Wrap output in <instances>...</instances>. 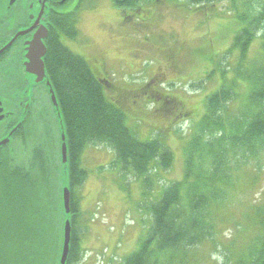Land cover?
Returning <instances> with one entry per match:
<instances>
[{"label":"rangeland","instance_id":"rangeland-1","mask_svg":"<svg viewBox=\"0 0 264 264\" xmlns=\"http://www.w3.org/2000/svg\"><path fill=\"white\" fill-rule=\"evenodd\" d=\"M140 6L134 12L115 9L111 0L90 1L81 10L78 41H64V45L85 58L106 81L105 95L125 113L132 132L143 142L160 140L172 152L173 164L165 170L154 163L147 184L144 177L112 166L113 149L103 145L85 148L81 166L88 175L75 192L81 248V260L75 264H124L139 250L152 227V207L168 185L184 181L186 151L206 111L207 97L233 81L239 52L229 57L226 53L241 26L229 0L200 5L160 0ZM262 55L261 39L256 38L248 58L253 62ZM203 80L202 88H191ZM238 84L242 97L236 104L240 105L247 101V86ZM43 96L40 92V101ZM45 105L44 133L50 138L53 164L48 190L52 215L59 222L57 121ZM42 130L40 125L39 133L29 137L28 147L39 143ZM28 154L22 151L18 160L25 162ZM247 166L235 174V188L214 212L213 241L180 252L174 264L249 261L254 240L263 234L264 162Z\"/></svg>","mask_w":264,"mask_h":264},{"label":"trees","instance_id":"trees-1","mask_svg":"<svg viewBox=\"0 0 264 264\" xmlns=\"http://www.w3.org/2000/svg\"><path fill=\"white\" fill-rule=\"evenodd\" d=\"M112 1L120 6L118 0ZM157 1L131 0V5ZM186 1L200 5L220 0ZM229 1L241 26L226 53L229 57L233 51L239 52L233 81L207 97L206 111L195 125L186 151L184 181L164 189L152 207L153 223L147 239L124 264H174L180 252L213 241L214 214L227 192L235 188V174L247 165L264 162V0ZM256 38L261 39L263 55L251 62L248 54ZM45 62L68 139L73 229L68 264H75L81 260L75 192L88 175L81 166L85 148L103 145L113 149L116 158L112 166L144 177L147 184L154 163L167 170L173 164V154L160 140L143 142L132 132L125 113L105 95L106 81L85 58L55 42ZM226 75L224 70L223 78ZM203 83L191 88H202ZM238 83L247 86V101L240 105L236 104L242 97ZM46 123H41L39 143L25 148L29 153L25 162L16 154L0 158V264H58L62 215L59 222L52 215L48 182L53 164L49 136L44 133ZM56 138L59 153L58 129ZM261 217L263 234L254 240L249 261L238 264H264Z\"/></svg>","mask_w":264,"mask_h":264},{"label":"flooded vegetation","instance_id":"flooded-vegetation-1","mask_svg":"<svg viewBox=\"0 0 264 264\" xmlns=\"http://www.w3.org/2000/svg\"><path fill=\"white\" fill-rule=\"evenodd\" d=\"M90 1L0 0V158L14 154L18 158L28 147L29 137L37 135L41 123L47 122L45 103L54 113L46 83H38L28 70L34 68L29 57L45 56L46 67L51 45L78 41L81 10ZM111 2L119 10L137 12L142 8L131 5V0H118V7ZM40 92L44 103L39 100ZM3 142L6 144L1 145Z\"/></svg>","mask_w":264,"mask_h":264},{"label":"water","instance_id":"water-1","mask_svg":"<svg viewBox=\"0 0 264 264\" xmlns=\"http://www.w3.org/2000/svg\"><path fill=\"white\" fill-rule=\"evenodd\" d=\"M44 47L43 54L45 55L46 48L44 43L42 42ZM42 54V55H43ZM45 57V56H44ZM44 57H38L37 59L34 57H29L31 64L34 68L28 67L29 72L37 78L38 83H46L49 93V98L51 102V106L54 110L58 135H59V172H60V211L62 215V241L61 248L59 252L58 264H68L69 255L71 251V242H72V210H71V188H70V175H69V147H68V139L66 133V126L64 122V118L62 115L60 103L58 100V96L56 94L53 83L51 82L49 75L47 73ZM37 61V62H36ZM37 66V69L35 67ZM6 144L5 142L1 143Z\"/></svg>","mask_w":264,"mask_h":264}]
</instances>
